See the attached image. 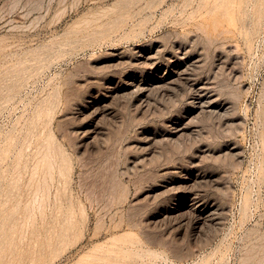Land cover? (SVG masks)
I'll return each instance as SVG.
<instances>
[{"label": "rangeland", "instance_id": "obj_1", "mask_svg": "<svg viewBox=\"0 0 264 264\" xmlns=\"http://www.w3.org/2000/svg\"><path fill=\"white\" fill-rule=\"evenodd\" d=\"M0 264H264V0H0Z\"/></svg>", "mask_w": 264, "mask_h": 264}, {"label": "bare ground", "instance_id": "obj_2", "mask_svg": "<svg viewBox=\"0 0 264 264\" xmlns=\"http://www.w3.org/2000/svg\"><path fill=\"white\" fill-rule=\"evenodd\" d=\"M146 59V58H145ZM146 62V61H145ZM148 62V61H147ZM197 62V61H196ZM153 64V63H152ZM179 71V70H178ZM173 74V73H172ZM178 75V74H177ZM161 77V76H160ZM173 79V78H172ZM139 81V80H138ZM155 82V81H154ZM140 85V84H139ZM141 87V86H140ZM150 87V86H149ZM210 216V215H209ZM204 217V216H203Z\"/></svg>", "mask_w": 264, "mask_h": 264}]
</instances>
